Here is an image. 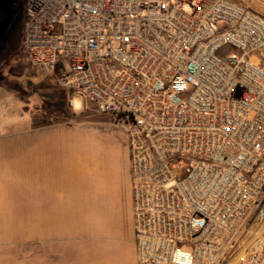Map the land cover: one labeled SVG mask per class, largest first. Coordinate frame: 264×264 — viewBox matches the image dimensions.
I'll list each match as a JSON object with an SVG mask.
<instances>
[{"label": "built area", "instance_id": "2783aa9c", "mask_svg": "<svg viewBox=\"0 0 264 264\" xmlns=\"http://www.w3.org/2000/svg\"><path fill=\"white\" fill-rule=\"evenodd\" d=\"M24 50L128 127L137 264H217L250 212L236 264H264L262 15L230 0H29Z\"/></svg>", "mask_w": 264, "mask_h": 264}, {"label": "crops", "instance_id": "0c3cea01", "mask_svg": "<svg viewBox=\"0 0 264 264\" xmlns=\"http://www.w3.org/2000/svg\"><path fill=\"white\" fill-rule=\"evenodd\" d=\"M22 93L0 76V264H137L127 144L116 181L119 234L111 235L96 225L110 218L114 181L85 195L108 168L81 161L85 150L71 127L37 126Z\"/></svg>", "mask_w": 264, "mask_h": 264}, {"label": "rangeland", "instance_id": "374dc122", "mask_svg": "<svg viewBox=\"0 0 264 264\" xmlns=\"http://www.w3.org/2000/svg\"><path fill=\"white\" fill-rule=\"evenodd\" d=\"M28 1L0 0V76L4 77L7 86L21 88L23 93H26L29 116L36 118L37 126L58 123L71 127V133L85 150L81 161L92 160L100 167L108 168L107 178L100 173L89 180L85 195L96 197L102 184L114 181L111 185L115 188L110 218L98 224L94 220L93 223L97 224L100 232L117 235L118 161L120 146L128 141V127L117 123L113 115L102 114L94 102H85L77 92L60 87L55 74L41 72L32 66L24 50ZM230 1L248 7L264 17V0ZM35 98L38 104L33 106L31 100L35 101ZM252 217L253 213L250 212L241 222L235 237L229 242L217 264H236L246 255L248 240L254 236L252 231L248 232L253 223ZM110 225L113 228L109 227Z\"/></svg>", "mask_w": 264, "mask_h": 264}, {"label": "clouds", "instance_id": "9594fccd", "mask_svg": "<svg viewBox=\"0 0 264 264\" xmlns=\"http://www.w3.org/2000/svg\"><path fill=\"white\" fill-rule=\"evenodd\" d=\"M73 112H75V109H73Z\"/></svg>", "mask_w": 264, "mask_h": 264}]
</instances>
